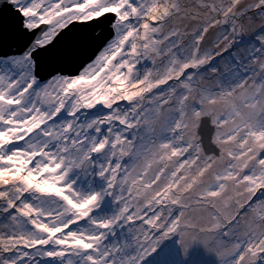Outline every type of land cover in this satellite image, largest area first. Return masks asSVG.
<instances>
[{"label": "snow or ice", "instance_id": "snow-or-ice-1", "mask_svg": "<svg viewBox=\"0 0 264 264\" xmlns=\"http://www.w3.org/2000/svg\"><path fill=\"white\" fill-rule=\"evenodd\" d=\"M0 264H264V0H0Z\"/></svg>", "mask_w": 264, "mask_h": 264}, {"label": "water", "instance_id": "water-1", "mask_svg": "<svg viewBox=\"0 0 264 264\" xmlns=\"http://www.w3.org/2000/svg\"><path fill=\"white\" fill-rule=\"evenodd\" d=\"M95 27V25H94ZM101 30H103L105 33L107 32V22L105 21L103 25H101Z\"/></svg>", "mask_w": 264, "mask_h": 264}, {"label": "rangeland", "instance_id": "rangeland-1", "mask_svg": "<svg viewBox=\"0 0 264 264\" xmlns=\"http://www.w3.org/2000/svg\"><path fill=\"white\" fill-rule=\"evenodd\" d=\"M209 260H210V258H209Z\"/></svg>", "mask_w": 264, "mask_h": 264}]
</instances>
